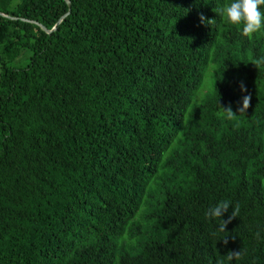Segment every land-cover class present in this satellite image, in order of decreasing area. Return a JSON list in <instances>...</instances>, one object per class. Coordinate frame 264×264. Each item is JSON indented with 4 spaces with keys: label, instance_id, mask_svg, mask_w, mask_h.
<instances>
[{
    "label": "trees",
    "instance_id": "obj_1",
    "mask_svg": "<svg viewBox=\"0 0 264 264\" xmlns=\"http://www.w3.org/2000/svg\"><path fill=\"white\" fill-rule=\"evenodd\" d=\"M12 1L0 264H264V32L228 0Z\"/></svg>",
    "mask_w": 264,
    "mask_h": 264
},
{
    "label": "clouds",
    "instance_id": "obj_2",
    "mask_svg": "<svg viewBox=\"0 0 264 264\" xmlns=\"http://www.w3.org/2000/svg\"><path fill=\"white\" fill-rule=\"evenodd\" d=\"M217 15H219L227 24L236 26L244 36L264 32V0H228V2L222 3L217 9ZM200 20L202 23L205 22L203 16L200 17ZM259 65H264V56L256 58L254 66ZM249 99L250 97L248 95L242 96L239 102V107L236 109L237 113H245L246 109L249 107ZM221 110L229 116L236 115L230 107H225ZM229 208H231L229 201H220L210 206L205 211L204 215L208 219H220L222 214ZM232 217H236L235 211H231L229 219ZM224 223H226V221H221L218 231L224 232ZM257 235L259 234L257 233ZM239 256V251L235 253L229 252L227 253V260L231 262L234 258H238Z\"/></svg>",
    "mask_w": 264,
    "mask_h": 264
},
{
    "label": "rangeland",
    "instance_id": "obj_3",
    "mask_svg": "<svg viewBox=\"0 0 264 264\" xmlns=\"http://www.w3.org/2000/svg\"><path fill=\"white\" fill-rule=\"evenodd\" d=\"M19 0H13L12 5H15ZM29 55L30 52L27 49H24L21 53V55L14 61L6 63L7 66H12V67H21L26 65V63L29 60ZM0 69H1V64H0Z\"/></svg>",
    "mask_w": 264,
    "mask_h": 264
},
{
    "label": "water",
    "instance_id": "obj_4",
    "mask_svg": "<svg viewBox=\"0 0 264 264\" xmlns=\"http://www.w3.org/2000/svg\"><path fill=\"white\" fill-rule=\"evenodd\" d=\"M68 2V1H67ZM68 5H69V2H68ZM55 29V27L52 29V30H54Z\"/></svg>",
    "mask_w": 264,
    "mask_h": 264
}]
</instances>
